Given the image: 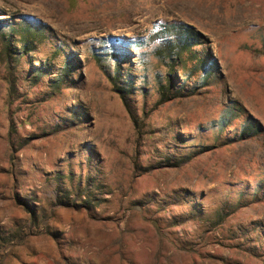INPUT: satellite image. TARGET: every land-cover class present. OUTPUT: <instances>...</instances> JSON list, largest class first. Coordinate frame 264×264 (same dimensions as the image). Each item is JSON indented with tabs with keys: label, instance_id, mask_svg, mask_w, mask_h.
<instances>
[{
	"label": "rangeland",
	"instance_id": "1",
	"mask_svg": "<svg viewBox=\"0 0 264 264\" xmlns=\"http://www.w3.org/2000/svg\"><path fill=\"white\" fill-rule=\"evenodd\" d=\"M0 264H264V0H0Z\"/></svg>",
	"mask_w": 264,
	"mask_h": 264
},
{
	"label": "trees",
	"instance_id": "2",
	"mask_svg": "<svg viewBox=\"0 0 264 264\" xmlns=\"http://www.w3.org/2000/svg\"><path fill=\"white\" fill-rule=\"evenodd\" d=\"M175 27H178V26H175ZM171 28H174V26H172ZM180 28H182L184 30V32H183L184 35L175 36L176 42L170 41V40L168 41V44H172L171 50L176 52L178 55H180L182 53H185L187 51H190L191 50L190 46H192V44H195L196 41H197V40H194V41L192 40V39H195V38L194 37L192 38L190 36L191 35V29L190 28H188L186 26H182ZM37 31L38 30H36L35 32H37ZM164 31H166V30H164ZM189 39H191L192 41L190 42ZM26 46H29L28 42L27 43L22 42V48H24L26 50ZM170 58H171V56H170ZM177 67H179V66L177 65ZM174 68L175 67H173V70H174ZM171 76H172L171 74H168L169 78L175 77V75H173L172 77ZM170 85H171V82H170Z\"/></svg>",
	"mask_w": 264,
	"mask_h": 264
}]
</instances>
